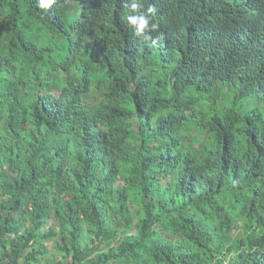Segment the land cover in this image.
I'll list each match as a JSON object with an SVG mask.
<instances>
[{
	"label": "trees",
	"instance_id": "16d2710c",
	"mask_svg": "<svg viewBox=\"0 0 264 264\" xmlns=\"http://www.w3.org/2000/svg\"><path fill=\"white\" fill-rule=\"evenodd\" d=\"M0 264H264V0H0Z\"/></svg>",
	"mask_w": 264,
	"mask_h": 264
},
{
	"label": "clouds",
	"instance_id": "9594fccd",
	"mask_svg": "<svg viewBox=\"0 0 264 264\" xmlns=\"http://www.w3.org/2000/svg\"><path fill=\"white\" fill-rule=\"evenodd\" d=\"M53 3H55V0H39V4L43 8H48ZM138 7H140L139 4L137 3L132 4L133 10L137 9ZM128 19L131 24L136 25L137 34L143 32L148 27L149 24V20L144 15H137L135 17H129Z\"/></svg>",
	"mask_w": 264,
	"mask_h": 264
}]
</instances>
